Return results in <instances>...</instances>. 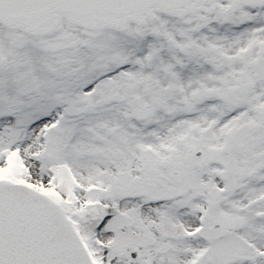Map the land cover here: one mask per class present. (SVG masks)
I'll return each mask as SVG.
<instances>
[{"label":"snow or ice","instance_id":"1","mask_svg":"<svg viewBox=\"0 0 264 264\" xmlns=\"http://www.w3.org/2000/svg\"><path fill=\"white\" fill-rule=\"evenodd\" d=\"M0 264H264V0H0Z\"/></svg>","mask_w":264,"mask_h":264}]
</instances>
